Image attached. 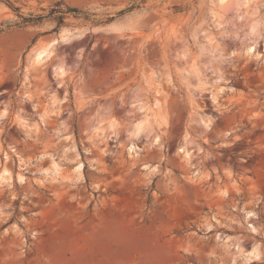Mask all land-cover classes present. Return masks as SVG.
Returning <instances> with one entry per match:
<instances>
[{
    "label": "rangeland",
    "instance_id": "rangeland-1",
    "mask_svg": "<svg viewBox=\"0 0 264 264\" xmlns=\"http://www.w3.org/2000/svg\"><path fill=\"white\" fill-rule=\"evenodd\" d=\"M0 264H264V0H0Z\"/></svg>",
    "mask_w": 264,
    "mask_h": 264
},
{
    "label": "bare ground",
    "instance_id": "bare-ground-1",
    "mask_svg": "<svg viewBox=\"0 0 264 264\" xmlns=\"http://www.w3.org/2000/svg\"><path fill=\"white\" fill-rule=\"evenodd\" d=\"M220 1L222 2V0H219V3H220ZM222 4V3H221ZM53 43H52V41L51 42H47V44H45V45H42V47L40 46L39 48H37L35 51H34V53L32 54V59H33V61L34 62H38V61H40L41 59H42V57H44L45 55H46V53L48 52V48L49 47H51V45H52ZM48 54V53H47ZM60 72H61V70H60ZM81 163H77V167H76V170L77 169H80V167H81ZM79 171V170H78Z\"/></svg>",
    "mask_w": 264,
    "mask_h": 264
},
{
    "label": "trees",
    "instance_id": "trees-1",
    "mask_svg": "<svg viewBox=\"0 0 264 264\" xmlns=\"http://www.w3.org/2000/svg\"><path fill=\"white\" fill-rule=\"evenodd\" d=\"M8 3H9V2H8ZM132 7H134V5H130V6H128V7H125V8H123V9L119 10V11L117 12V14L125 13L126 11L131 10ZM15 10H17V9L15 8ZM52 12H53V11H52ZM68 12L73 13V14H75V15H76V14H81V13H82V11H80L79 9H77V8H75V7H69V8H67L65 11H60L61 14L68 13ZM84 15H85V14H84ZM45 16H46V15H39V16H37V17H35V18L29 17L28 20H40V19H42V18L45 17ZM47 16H48V15H47Z\"/></svg>",
    "mask_w": 264,
    "mask_h": 264
}]
</instances>
